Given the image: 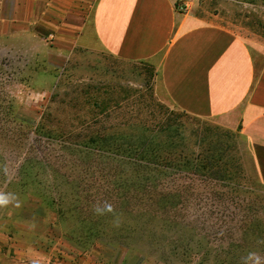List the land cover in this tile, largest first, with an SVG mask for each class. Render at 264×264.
I'll return each instance as SVG.
<instances>
[{
  "label": "rangeland",
  "instance_id": "rangeland-1",
  "mask_svg": "<svg viewBox=\"0 0 264 264\" xmlns=\"http://www.w3.org/2000/svg\"><path fill=\"white\" fill-rule=\"evenodd\" d=\"M184 1L223 18L264 75V0ZM51 41L0 39V264H264V185L240 128L164 103L143 63ZM171 137L156 160L148 144Z\"/></svg>",
  "mask_w": 264,
  "mask_h": 264
},
{
  "label": "crops",
  "instance_id": "crops-1",
  "mask_svg": "<svg viewBox=\"0 0 264 264\" xmlns=\"http://www.w3.org/2000/svg\"><path fill=\"white\" fill-rule=\"evenodd\" d=\"M184 0H0V39L29 34L143 63L163 102L240 128L264 185V80L250 46L223 18ZM92 8V10H90Z\"/></svg>",
  "mask_w": 264,
  "mask_h": 264
},
{
  "label": "trees",
  "instance_id": "trees-1",
  "mask_svg": "<svg viewBox=\"0 0 264 264\" xmlns=\"http://www.w3.org/2000/svg\"><path fill=\"white\" fill-rule=\"evenodd\" d=\"M176 143L173 141V137H171V140L169 142V145H167L166 143H163L162 140H153L150 144H148V146L151 147V152H155L157 155L155 156L156 157V160L158 161H161L162 159V155L158 154L160 151V147H172V146H175ZM149 147V148H150ZM146 155V154H145ZM169 156H172V158L176 161V162H179V165L178 163L175 165L174 168H180V170H183V171H190V172H193L194 170L199 172V173H203V174H206V175H209V176H212V175H215V174H219L221 173V177H222V174L224 173L223 171L220 172L218 170L219 169V166L217 164H219L221 162V159L218 157L216 158L215 156H209V157H206V155L203 153L201 155H199V157H191L190 155L188 154H185L184 152H168ZM165 160V159H164ZM198 162V163H197ZM220 177V179H221ZM227 177V176H224L223 179ZM222 179V180H223Z\"/></svg>",
  "mask_w": 264,
  "mask_h": 264
},
{
  "label": "built area",
  "instance_id": "built-area-1",
  "mask_svg": "<svg viewBox=\"0 0 264 264\" xmlns=\"http://www.w3.org/2000/svg\"><path fill=\"white\" fill-rule=\"evenodd\" d=\"M192 8V3L191 2H186L184 5L181 6V11L183 12H189Z\"/></svg>",
  "mask_w": 264,
  "mask_h": 264
}]
</instances>
